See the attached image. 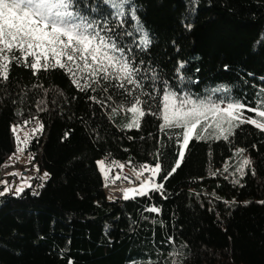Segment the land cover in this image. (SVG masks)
Listing matches in <instances>:
<instances>
[{
  "label": "trees",
  "instance_id": "1",
  "mask_svg": "<svg viewBox=\"0 0 264 264\" xmlns=\"http://www.w3.org/2000/svg\"><path fill=\"white\" fill-rule=\"evenodd\" d=\"M83 3L109 11L103 0ZM117 32L131 33L116 39L143 86L126 87L151 102L139 128L125 127L132 97L108 81L81 91L63 68L34 74L16 63L0 78V178L11 175L13 127L43 125L25 149L33 157L29 171L37 170L31 186L0 196V264H264V131L243 123L228 139H192L180 167L164 179L178 159L180 130L162 131V116L151 114L152 97H162L165 84L259 107L264 0H131ZM218 88L226 91L213 93ZM244 116L257 118L254 111ZM100 160L108 167L159 162L156 181L164 187L109 201ZM153 207L158 211H148Z\"/></svg>",
  "mask_w": 264,
  "mask_h": 264
},
{
  "label": "snow or ice",
  "instance_id": "2",
  "mask_svg": "<svg viewBox=\"0 0 264 264\" xmlns=\"http://www.w3.org/2000/svg\"><path fill=\"white\" fill-rule=\"evenodd\" d=\"M109 9L104 13L99 5L85 4L83 0H0V78L7 79L12 63L31 67L35 71L51 70L60 67L68 71L72 82L81 91L91 89L102 81H108L112 86L123 89L132 97L130 107L123 109L132 113L126 128H139L142 118L149 114L150 101L136 95L132 85L136 89H142L138 78L140 69L136 67L125 50L117 43V37L131 35V33H119L118 27H123L125 18L129 14L131 0H103ZM132 19H136L135 10L131 11ZM137 31L141 33L140 45L147 47L150 43L148 34L138 24ZM183 68V64L180 65ZM180 68L177 69L179 72ZM156 77L154 76L153 79ZM180 79H184L183 76ZM118 82V83H117ZM103 90H107V85ZM213 93L226 91L213 89ZM162 97H152L157 102L153 115L162 116L161 130L179 129L177 143L179 144L178 159L175 166L163 178L167 179L185 157V150L192 139H228L234 131L243 123L255 125L264 131V101H261L257 109L245 108V105L236 100L228 99L227 103L211 95L200 97L189 92L178 93L165 84L161 89ZM95 99V97H92ZM227 99V98H225ZM220 100L221 102H217ZM127 102V101H126ZM145 104L149 108L144 107ZM162 108V111H161ZM255 112L256 119L244 116V111ZM115 114V110H114ZM211 121V123H209ZM27 123V121L25 122ZM43 125L37 121L33 134L42 131ZM17 131L13 128V132ZM17 151L24 149L19 147L20 137H16ZM30 143L29 134L25 133L23 144ZM243 149L237 150L242 154ZM33 157L29 155V160ZM250 161L244 159L237 171L243 174L244 166ZM101 170H104V162L99 161ZM123 168L124 165H119ZM148 167L141 166V171L136 178L140 179L143 171ZM152 177L142 182L139 189H126L124 198L128 199L129 192L135 191L139 195H146L147 189L154 191L163 189V184L154 182V177L162 171L161 163L150 169ZM11 175H19L11 173ZM48 173H44L41 179H46ZM127 179V177H125ZM0 183H7L0 182ZM24 186L30 187L27 181ZM5 187L0 192L4 196L10 191ZM24 187L17 186L15 194L19 195ZM157 212V208L148 209Z\"/></svg>",
  "mask_w": 264,
  "mask_h": 264
},
{
  "label": "rangeland",
  "instance_id": "3",
  "mask_svg": "<svg viewBox=\"0 0 264 264\" xmlns=\"http://www.w3.org/2000/svg\"><path fill=\"white\" fill-rule=\"evenodd\" d=\"M255 126V125H253ZM256 127V126H255ZM13 128H16L17 131L14 133L15 135V138L17 136L20 137V143H19V147H22L24 150L22 152H18L16 150V153L14 155L11 156V160H9V168L7 169L8 172L11 174V173H18L19 175H7V177H4V178H0V181L3 180L4 182L6 181L7 183H3L4 186L6 187H10V191L8 193H6V195H9V194H12V195H16L15 194V188L17 186H22V187H26L24 186V181L26 180L27 181V184H29V181L34 178L36 176V173H37V170L34 168L32 169L31 171H29V168H30V160H29V154L26 153L25 149H26V146L23 144V140H24V137H25V133H28L29 136L30 134L33 133V129L34 128H30V127H25V126H14ZM13 130V129H12ZM16 146L18 147V144H17V140H16ZM16 147V148H17ZM100 161H103L104 162V170L102 171L101 170V166L98 164L97 162V168L98 170L100 171L101 175H102V178L104 180L107 179V177H109L110 175V168L107 166L106 162L104 160H100ZM10 165H13L12 167H10ZM24 169L28 172L27 176L24 178V181H19V177L21 176V172L24 171ZM149 170H147L148 172H151L150 169L151 168H148ZM12 176H15L18 178L17 181H13L12 180ZM41 177H43V174L41 175ZM140 187L138 188H128V189H139ZM126 189L123 190V192H125ZM149 190H151V188H148L146 191L148 192ZM4 191V190H3ZM129 197H132V196H139V194H137L135 191L133 192H129L128 193Z\"/></svg>",
  "mask_w": 264,
  "mask_h": 264
},
{
  "label": "built area",
  "instance_id": "4",
  "mask_svg": "<svg viewBox=\"0 0 264 264\" xmlns=\"http://www.w3.org/2000/svg\"><path fill=\"white\" fill-rule=\"evenodd\" d=\"M119 165H124L123 168L119 167ZM141 166H145L142 164L132 163L129 161L118 162L116 165L112 167V170L117 174V179L114 180H105L102 185V190L105 197L109 201L113 200H123L124 198V189L128 188H138L141 186L142 182L148 181L149 178L152 177V173L148 171H143V174L140 176V179H137V173L141 171ZM27 171H22L21 176L24 178L27 176ZM127 177V179H125ZM13 181H17L18 178L15 176L11 177ZM19 181H24V179H20ZM154 182L156 181V176L154 177ZM1 185V184H0ZM0 188H4L2 185Z\"/></svg>",
  "mask_w": 264,
  "mask_h": 264
},
{
  "label": "crops",
  "instance_id": "5",
  "mask_svg": "<svg viewBox=\"0 0 264 264\" xmlns=\"http://www.w3.org/2000/svg\"><path fill=\"white\" fill-rule=\"evenodd\" d=\"M110 168V175L109 177H107L106 180H114V179H117V174L112 170V167H109ZM149 168V167H148Z\"/></svg>",
  "mask_w": 264,
  "mask_h": 264
},
{
  "label": "clouds",
  "instance_id": "6",
  "mask_svg": "<svg viewBox=\"0 0 264 264\" xmlns=\"http://www.w3.org/2000/svg\"><path fill=\"white\" fill-rule=\"evenodd\" d=\"M105 181V180H104ZM4 186V185H3ZM4 188H5V186H4ZM123 200H125V199H123Z\"/></svg>",
  "mask_w": 264,
  "mask_h": 264
}]
</instances>
